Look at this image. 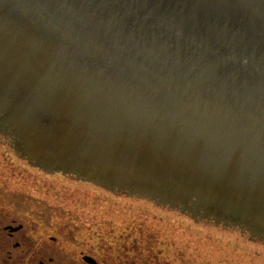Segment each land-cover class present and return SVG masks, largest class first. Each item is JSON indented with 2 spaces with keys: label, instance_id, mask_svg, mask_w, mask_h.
<instances>
[{
  "label": "water",
  "instance_id": "1",
  "mask_svg": "<svg viewBox=\"0 0 264 264\" xmlns=\"http://www.w3.org/2000/svg\"><path fill=\"white\" fill-rule=\"evenodd\" d=\"M4 141L264 245V0H0Z\"/></svg>",
  "mask_w": 264,
  "mask_h": 264
},
{
  "label": "rangeland",
  "instance_id": "2",
  "mask_svg": "<svg viewBox=\"0 0 264 264\" xmlns=\"http://www.w3.org/2000/svg\"><path fill=\"white\" fill-rule=\"evenodd\" d=\"M63 170L33 167L0 142V264L46 263L48 256L50 264H264L263 244L226 229L217 234L190 215L66 178ZM11 226L20 249L3 233ZM29 235L43 239H20ZM31 248L29 263L10 254Z\"/></svg>",
  "mask_w": 264,
  "mask_h": 264
},
{
  "label": "flooded vegetation",
  "instance_id": "3",
  "mask_svg": "<svg viewBox=\"0 0 264 264\" xmlns=\"http://www.w3.org/2000/svg\"><path fill=\"white\" fill-rule=\"evenodd\" d=\"M16 228H17V227H16ZM2 229H3V233H4V234L6 233L7 236L9 237V239H10V240H13V242H12V241H8V242L10 243V246H11V247L14 246V247H15L14 249H20L19 247L21 246V242L16 241V237L18 236V234H19L20 232H18L17 230H14L15 228H12V226L9 227V228H7L6 230H5V228H2ZM23 229H24V227H23ZM19 231H20V230H19ZM29 233H30V232H27V235H28ZM1 236H3L2 233H0V237H1ZM24 238H25L26 240H28V241H30V240L33 241V243L36 242V244H37V243H39V241H40L41 239H43V236H42V238H40L39 236L34 237L33 235L20 237L21 240H24ZM48 239H51V241H52L54 238H53V237H48ZM10 254H11V255L14 254V259H15L16 262H18L19 260L22 261V260L24 259V256H26V257H25V263H29V262H31V261H34V260H35V255H36L34 248H31V249L29 250V252L23 254V256L21 255V253H15V252H10ZM18 255H19V256H18ZM51 261H53L52 257L48 256V257H47V262H46V263H43L42 261H38V263L50 264ZM38 263H37V264H38Z\"/></svg>",
  "mask_w": 264,
  "mask_h": 264
},
{
  "label": "bare ground",
  "instance_id": "4",
  "mask_svg": "<svg viewBox=\"0 0 264 264\" xmlns=\"http://www.w3.org/2000/svg\"><path fill=\"white\" fill-rule=\"evenodd\" d=\"M65 172V171H64ZM92 183L94 184V185H100V182L99 181H96V180H92ZM107 191L108 192H110V193H116V194H122V193H119V192H116V191H113V190H110V189H107ZM123 195V194H122Z\"/></svg>",
  "mask_w": 264,
  "mask_h": 264
},
{
  "label": "trees",
  "instance_id": "5",
  "mask_svg": "<svg viewBox=\"0 0 264 264\" xmlns=\"http://www.w3.org/2000/svg\"><path fill=\"white\" fill-rule=\"evenodd\" d=\"M147 201H150V202H153V201H151V200H149V199H147ZM170 209V208H169ZM170 210H172V211H175V210H173V209H170ZM180 213V212H179ZM203 222H206V221H203ZM258 241V240H257ZM260 242V241H259ZM263 243V242H262Z\"/></svg>",
  "mask_w": 264,
  "mask_h": 264
}]
</instances>
